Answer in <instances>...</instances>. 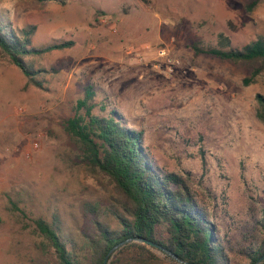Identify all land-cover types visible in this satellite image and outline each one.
<instances>
[{
	"label": "rangeland",
	"instance_id": "1",
	"mask_svg": "<svg viewBox=\"0 0 264 264\" xmlns=\"http://www.w3.org/2000/svg\"><path fill=\"white\" fill-rule=\"evenodd\" d=\"M253 1L0 0L5 32L35 27L33 48L72 42L25 57L43 71L40 88L0 51V264L56 263L36 219L56 228L76 264L90 262L95 221L120 229L113 183L88 167L62 126L87 86L104 107L95 114L117 112L143 131L153 166L184 177L227 264H251L263 238L264 122L255 96L264 93V70L244 85L257 64L195 55L191 45L215 47L223 34L242 48L264 37V0L248 10ZM157 234L166 237L163 225Z\"/></svg>",
	"mask_w": 264,
	"mask_h": 264
},
{
	"label": "trees",
	"instance_id": "2",
	"mask_svg": "<svg viewBox=\"0 0 264 264\" xmlns=\"http://www.w3.org/2000/svg\"><path fill=\"white\" fill-rule=\"evenodd\" d=\"M259 1L254 0L247 9L252 10ZM34 30L32 26L17 35L5 32L0 25V51L30 84L40 88L42 83L37 77L43 71L34 70L26 63L25 57L64 49L70 47L72 42L33 48L30 46V36ZM191 49L195 55L257 64L251 76L243 79L244 85L255 81L264 70L263 36L242 48H232L229 38L219 34L215 47L192 43ZM255 101V116L264 122V93L256 94ZM98 106L92 87H85L83 97L73 107V116L62 125L78 145L82 160L88 167L113 183L122 210V214H113L120 225L118 230L110 229L102 222H94L96 234L89 242V264H103L107 253L128 239L132 242L118 250L111 264H168L165 259L177 264L165 253L164 258L159 257L153 250L162 251L136 239L156 244L189 264H227L226 255L216 241L213 224L197 205L184 177L153 166L142 146L143 131L127 128L115 111L106 115L95 114ZM99 111H104V107L99 106ZM33 223L47 246L53 250L55 264H76L54 226L42 219H36ZM162 225L166 237L157 234V228ZM259 227L263 238L248 255L251 264L264 255V212ZM260 264H264V260Z\"/></svg>",
	"mask_w": 264,
	"mask_h": 264
},
{
	"label": "water",
	"instance_id": "3",
	"mask_svg": "<svg viewBox=\"0 0 264 264\" xmlns=\"http://www.w3.org/2000/svg\"><path fill=\"white\" fill-rule=\"evenodd\" d=\"M135 241H139V242H142L143 244H147L151 247H154L160 251H162L163 253H165V255L167 256H170L173 260H175L178 264H189V263H186V262H182L181 260H179L176 256H174L173 254H171L170 252H168L167 250L163 249L162 247L156 245V244H153L149 241H146V240H138L136 239ZM132 242L131 239H128V240H125L121 243H119L118 245L114 246L108 253L107 255L104 257V260H103V264H107L108 261H109V258L111 257V255L118 251L121 247H123L124 245L128 244ZM264 260V255L255 263V264H260L262 261Z\"/></svg>",
	"mask_w": 264,
	"mask_h": 264
},
{
	"label": "built area",
	"instance_id": "4",
	"mask_svg": "<svg viewBox=\"0 0 264 264\" xmlns=\"http://www.w3.org/2000/svg\"><path fill=\"white\" fill-rule=\"evenodd\" d=\"M157 57H158L159 59H164V57H166V54H165L164 51L162 50V51H160V52L157 53ZM167 62H168L169 64H171V61H170L169 59H167ZM155 67H156V66H155ZM35 146H36V144H35Z\"/></svg>",
	"mask_w": 264,
	"mask_h": 264
}]
</instances>
